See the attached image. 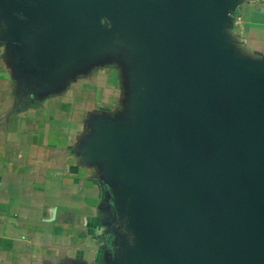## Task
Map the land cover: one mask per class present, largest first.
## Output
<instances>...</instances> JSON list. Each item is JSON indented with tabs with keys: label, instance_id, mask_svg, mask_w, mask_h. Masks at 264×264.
<instances>
[{
	"label": "water",
	"instance_id": "obj_1",
	"mask_svg": "<svg viewBox=\"0 0 264 264\" xmlns=\"http://www.w3.org/2000/svg\"><path fill=\"white\" fill-rule=\"evenodd\" d=\"M237 1L0 0L51 73L129 52L130 117L88 141L120 200L116 264H264V59L224 32Z\"/></svg>",
	"mask_w": 264,
	"mask_h": 264
},
{
	"label": "crops",
	"instance_id": "obj_2",
	"mask_svg": "<svg viewBox=\"0 0 264 264\" xmlns=\"http://www.w3.org/2000/svg\"><path fill=\"white\" fill-rule=\"evenodd\" d=\"M4 13L0 264H116L120 200L88 141L97 120L130 117L129 52L117 43L54 74L30 60L28 34L12 36ZM224 32L240 55L264 59V6L238 0Z\"/></svg>",
	"mask_w": 264,
	"mask_h": 264
},
{
	"label": "rangeland",
	"instance_id": "obj_3",
	"mask_svg": "<svg viewBox=\"0 0 264 264\" xmlns=\"http://www.w3.org/2000/svg\"><path fill=\"white\" fill-rule=\"evenodd\" d=\"M245 3H252L256 5V7H262L264 6V0H242Z\"/></svg>",
	"mask_w": 264,
	"mask_h": 264
},
{
	"label": "flooded vegetation",
	"instance_id": "obj_4",
	"mask_svg": "<svg viewBox=\"0 0 264 264\" xmlns=\"http://www.w3.org/2000/svg\"><path fill=\"white\" fill-rule=\"evenodd\" d=\"M21 1H25L26 3H31V2L34 3L33 0L32 1L31 0H21ZM14 13H15L14 15L16 17V14L18 15V12L14 11Z\"/></svg>",
	"mask_w": 264,
	"mask_h": 264
}]
</instances>
